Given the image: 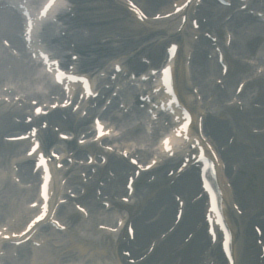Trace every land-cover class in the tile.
I'll list each match as a JSON object with an SVG mask.
<instances>
[{"label": "rangeland", "instance_id": "rangeland-1", "mask_svg": "<svg viewBox=\"0 0 264 264\" xmlns=\"http://www.w3.org/2000/svg\"><path fill=\"white\" fill-rule=\"evenodd\" d=\"M169 1L170 0H160L161 3L158 4V3H155L154 0H151V3L152 2L153 3L151 4L150 9H147L145 7H143V9L145 8L144 9L145 12H148V13L149 12L151 13V11L155 9L158 10L164 7L165 9H167L168 7L167 5L169 4ZM78 3H80L79 4L80 7L84 8V10L79 11V14L72 17L71 19H74L75 22L79 23L78 32L80 31L79 32L80 34H83V32L85 34L87 33L86 37L79 38V41H78L79 45L75 46V49L77 51L78 49H80L81 51L85 52V54H87L83 56L81 59V63L85 66L87 64L88 65H98L99 63L100 65H104L101 62L102 59L107 60L108 58H110L109 57L110 54H114L118 52H121V53H118V54H121V56H119L118 58L123 59L125 62H127L128 65H130L132 62L138 61L141 55L149 56L151 54L158 53L159 54L158 57H160L163 54V48H164L165 43H167V39L171 38V37L167 38V36H170L169 34L170 31L168 34L160 33L156 31V28H152L151 26H148V25H145L143 29L144 30L150 29L151 31L150 30H146V31L140 30L137 33H132L131 26H135L136 22L127 11H124L123 4L119 0H78ZM263 3H264V0H263ZM200 5L201 6L207 5L206 7L208 6L212 7L213 14L215 13L214 12L215 9L213 8L214 6L217 8H220V6L215 3L214 4L211 3L210 5L209 2L204 3V1ZM220 9H223V10H221V13L218 15L219 17L224 15L227 10L225 8H220ZM255 23L257 22L255 21ZM206 29H209L212 31V28H206ZM231 30H232V27H231ZM250 35H253V36H250ZM262 35L264 36V28L261 27L259 23L255 24L254 26L250 25L248 27H236L235 28L231 36L230 43L226 45L227 47H225V50L229 56V63L230 61H233V60L239 61L244 66L246 65V67L248 68L245 71H240L239 73H236V71L238 72L239 70H232L234 67V64L231 63L230 69H229L230 72L226 73V77L228 74L231 75V77L232 76L234 77L238 74V75H242L243 80H250L255 77L256 73H258L257 70L259 68L261 69L263 68L264 70V39H261ZM180 36L183 37V39H187L189 41L191 40V37H195V41L193 42L192 47H191V49L193 50L194 48H197L198 42L202 36V33L199 29L198 31H195V32H191V31L183 32L182 34H180ZM107 37L111 38L108 42L105 41L107 40L106 39ZM248 37H249V41H248V44L246 45L247 49L243 48L242 51H240V49L236 45H234V41L239 42L241 38H248ZM73 42L74 44L75 43L77 44V42L74 39H73ZM222 42L223 41H218L217 45L222 47ZM118 43H120V46H116V44ZM92 44L102 45V48L95 49V51L93 52L95 55L91 53L90 51H88L89 45H92ZM137 45H141L144 47L141 48L139 52L136 53L135 55H131L132 52L129 51V49H132L133 47ZM78 46L80 47L78 48ZM147 52L149 55L147 54ZM99 53H102L101 56L99 55L102 59L98 58L100 61L98 59H93L92 64L88 62L87 60L88 58L96 56ZM190 55L192 57L194 55V52L193 53L191 52ZM190 55L188 57L187 66L183 68V76H184L183 83L188 84L189 87L195 88V91L197 93L196 105L204 107L205 112L204 110L202 111L204 112V115L206 113H211V115L213 116L212 120H215L217 122L218 121L223 122V120H225L227 121L229 126H232V125L237 126L235 124L236 122H235V116H234L235 111H237L236 110L237 106L239 105L238 110H241L243 104L245 105V107H247L249 102H245V99L243 98L242 95H240V98L242 97L243 99L239 98L237 101H234L231 98L233 89L235 88V81H236L235 77L229 84H225V82L221 81L224 78L220 76L221 74L219 72V67L218 65L215 64V60L213 57H211V53L208 54V57L207 55H205V59L209 61L211 64H213V67H211L210 70L205 72L206 75L204 76L203 79H206L207 81L209 80L212 83V85L218 84L222 86V88L220 87V89H226V92H227L224 99L215 104L213 103L215 101L205 94L206 86L204 85V80L199 81L197 80V78H195V76L197 75V72L198 73L200 72L198 69H200L201 67H200L199 60L191 61ZM194 58H196V56ZM181 59H182V55L179 57L180 62H178L180 69H182ZM150 61L151 63L154 62L151 59ZM259 62H261L262 66L256 67L257 63ZM263 73L264 72L262 71L259 74H257V77L261 78L260 80H258L259 82L255 83L253 81L254 83L251 82L252 84L249 87L245 88V92H244L245 97L249 96L250 93L251 94L255 93L254 92L255 86L263 85L264 83ZM33 75L36 76L37 75L36 72L32 71V73L28 75L29 82H30V79H32ZM25 79H27V76L25 77ZM238 80L239 79H237V81ZM29 85L34 86L32 83H30ZM20 90L24 93L23 89H20ZM186 90L187 88L185 89V91ZM187 98L191 99L190 96H187ZM259 99H262L261 95H259ZM6 107H15V105L14 106L3 105L2 108H6ZM216 110L218 112L217 114H216ZM213 113H215L216 115ZM218 119H223V120H218ZM52 125H55V123H52ZM134 125L136 124H134L132 117L122 118L120 119L117 125L118 126L117 130H115L114 133L117 134L118 131H121L119 133L120 135L119 138H124L129 133L130 128L133 127ZM232 130H235V128H232ZM152 142H153L152 135L146 134L142 132L141 130L137 131L135 135L133 136V139L129 141V143L132 144L133 151H136L137 155H139L141 158L142 156L144 157V155H142L143 152L146 150L147 147H149L152 144ZM238 146H240V148L243 150H249L248 143L246 142L240 143ZM256 149L259 150L260 148H256ZM113 155L117 156V154L112 153V152H109L107 154L108 157L113 156ZM251 155L252 154H250V156ZM5 156L6 158L10 157L7 154ZM5 160L6 159H3L0 162H5ZM4 165H6V163H4ZM102 165H100L101 168L100 167L97 168L96 166H93L92 167L93 172L91 174L84 175V173H86L88 168H83V170H81L82 168H80V170L78 171H73V173H75L77 182L71 181V178H69L66 183V187H68L69 191L75 190L77 186L79 187V186H82L84 184H89V183L92 184L91 188L89 189L90 196L87 199L82 200L85 203L87 200L89 201L92 199V197H94L96 187H98L101 192L96 195V197L99 198L98 200L99 205H96V207H93L92 205H88V206L85 205L88 209V214L90 217L88 216L87 218H81L80 215H78L73 209V203L66 202L64 203V206H63L65 210L72 211L74 213L73 214L74 221L72 220L70 222L71 225H70L69 230L75 229L77 225H79L77 223H81L85 225L84 227L87 229V231H85L84 234H81V237L83 238V241L89 245L87 248H92L94 244L95 245H103V244L108 245L107 241L109 239H111L113 242H116V240L113 239V236L112 237L109 236L107 237V240H105L104 234L95 233L94 231L95 225L101 220L103 221L110 220L111 217L113 216L112 221H114L116 217L115 215H120L122 213H126V214L129 213V215H132L142 205H145L148 203L153 204L154 206L150 210V212L147 213V215L153 216L150 218L154 219L155 216L154 214H151V213L153 209L155 208V206H157L161 202V200H159L160 190L162 189V187L166 188L168 186V182H167L168 180L166 182L163 181L162 179L159 178L161 177L160 174L156 173L155 169H151L149 171H146L143 174L141 173V175L139 176V179L137 180V183L135 184L136 186L135 192L133 193V195L129 198L127 202H124L121 196L124 193L123 183L125 181V175L127 173L126 174L124 173L122 177H119V179L116 180V182L114 181L106 182L104 181V177H106V175L108 174L107 168H106L107 165L106 163L103 166ZM237 167H238V173L235 177V180H233L232 182L235 187L233 189V196H235L236 202L240 205L239 210L243 211V213L248 210H254V212L248 215H244L243 213H242L243 215H237L236 223L238 224L239 230L242 228L246 229L247 227L250 230V226L252 223H258L261 227L264 228V160L261 162L257 160L255 164L247 162L246 164H240ZM79 171H83V172H79ZM99 171H101V173L104 176L98 177L96 181L94 178L97 176L96 174ZM80 173L82 174V176L79 175ZM237 181L238 183H240L239 185L236 184ZM0 188H1L0 205L2 206L3 201L1 197V191L2 189L4 190V188H2V185ZM85 188L83 187V190ZM177 190L179 189L177 188ZM117 192L119 193L117 194ZM103 200H106L107 202H109L107 207L102 206L101 202ZM141 203L142 205L140 206ZM247 205L251 207L244 209V207ZM174 214L175 213L173 209L172 210L169 209L167 211L168 217L165 222L166 224L164 225L162 229L159 230L158 233H162L165 230L167 231L169 229L168 227L170 226V224L172 225V221L173 219H175ZM183 223H185V221ZM176 224L175 226H173V228H171L172 229L170 230L172 231L171 233H173L174 230L176 229ZM196 226L199 227L202 233H204L205 226L203 228V225L199 222L196 223ZM73 233L76 234L75 231H73ZM189 233L191 237L189 238L188 241L183 242V239ZM197 233H198V230L195 229L194 226H193V229L190 230L188 228V224H186V226L184 227V230L181 231L180 236L179 237L177 236L178 238H176L175 241L170 240L169 245H171L173 242H177L178 240L180 244V246L178 247V251L180 252L184 248H186V250L190 252L189 250H191L192 247H195V248L197 247L199 248L198 253H200L199 254L200 260L198 261V264L199 263L208 264L210 263L209 262L210 256L207 253V250L209 249L205 250L204 244L202 245L200 244V246L198 247V245L196 244V240H198L200 236H198ZM250 233H251V236L249 235V237L246 238V242L241 244L245 247V251H244L245 259L253 258L255 254L257 253V250L255 253V249L252 246L253 234L252 232ZM237 234H238L237 235V238H238L241 235V232L237 231ZM68 236H69V233L66 232L64 233L63 236L59 237L58 241L59 242H61L62 240L68 241L69 239ZM103 241H106L107 243ZM52 242L54 243L55 241H52ZM53 243H51L47 248L49 251H53V252H50V254L55 253L58 250V248H52ZM112 246H114V243L112 244ZM68 253H70V255L74 257L73 259L81 257L80 255L78 256V252L74 249H71V251H68ZM47 256L49 255L47 254ZM165 256H166L165 259L167 260V264H176V259H173V258L169 259L167 255ZM242 256L243 255L239 257V260H240L239 262L243 261L244 258ZM87 259H92L90 254L85 256V260ZM153 260H155V257L151 255L150 261H153ZM249 262L251 263V261Z\"/></svg>", "mask_w": 264, "mask_h": 264}, {"label": "bare ground", "instance_id": "bare-ground-1", "mask_svg": "<svg viewBox=\"0 0 264 264\" xmlns=\"http://www.w3.org/2000/svg\"><path fill=\"white\" fill-rule=\"evenodd\" d=\"M139 2L144 7L148 8V9H150L151 4L153 3V2L151 3V0H139ZM54 3H55V5L60 4L61 0H55ZM210 10H212V9H210V8L201 9V14L204 16V15H206V12L208 11V13H209ZM219 10H217V11H219V13L216 14V16L214 18H212V20H210L209 17H207V21L202 22L204 27L208 26L210 24V22H211L210 25L214 26V21L219 18L218 15L221 13L222 9H219ZM234 22L238 23L239 21L237 19H235ZM15 30H16V24L13 21H11V20H7V21L0 20V36H3V37L8 36L9 37L8 39L10 40L12 45L18 44V39L14 38V36H13V33ZM261 39H264L263 35H262ZM248 41H249V37L248 38H241V40H239V42L236 43V46L240 49V51H242L243 48L247 49L246 45L248 44ZM2 49L5 51V48H2ZM25 56L26 55L23 53L22 57H25ZM198 59H199V63H200L201 68L198 69L200 72L199 73L197 72V75L195 76V78H197V80H199V81H202L204 76L206 75L205 72L210 70V68L213 67V64H211L206 59L195 58V60H198ZM17 61L18 60L13 55L8 54V57H5L4 59H2L1 62L10 64L11 65L10 68H8V69L4 68V66H2V64L0 63V69H2L5 73H7L9 75H17L19 73L25 72L29 68L26 64L21 65ZM235 67H237V68H235ZM242 68L246 69L245 66L234 64V67L232 70L242 69ZM228 72H230V70H228ZM236 73H239V71L238 72L236 71ZM237 75L234 77L237 78ZM234 77L233 76L231 77V75L228 74L226 79H225L226 83L229 84L234 79ZM258 80H256L255 83L259 82ZM205 86L208 90H210V94L213 96V100L216 103L221 101L226 96V92L224 91V89L221 90L216 85L206 83ZM246 86H250V85L246 84ZM254 90H255L254 94L250 93L249 96H247L249 99L251 98V100L247 99V102H249V101L250 102L251 101L257 102L258 106H260V107L252 113L253 115L251 117H249L247 115V117L245 118L246 113H241L240 114V121H238L237 126H235V125L229 126V127L235 128V130L232 133L233 142H231L229 145H226L225 149H224V152L226 153V156L228 157V160H229L228 162H238L239 165L240 164H246L247 162L251 163V159H253L254 155H259V153L261 154V156H263V157H261V159H264V132L257 133L256 135H252L248 132L249 130L251 131L250 127L257 128V127H260L259 125L264 124V83L262 86H255ZM259 95H261L262 99H259ZM251 103H250V105H251ZM253 107L254 106L251 105V107H247L246 110H244V111H250L253 109ZM108 108L109 107L104 109L101 112V114L105 115L106 110ZM224 109H225V107H224ZM15 112L18 113L19 111H15ZM217 113L218 112L216 110V114ZM7 116L8 115L6 113L0 114V131H6L7 129L11 130V129L19 128V126H17L16 124H14L8 120H7V123L5 125H3L2 120L6 119ZM211 117L212 116H210V119H208V123L210 125L209 130L211 131V134L213 135L214 138L219 139L220 141L225 140L226 139L225 136L230 134L229 131H231V129L226 126L227 121L221 119V120H223V122L222 121L217 122L215 120H212ZM258 130H260V129H258ZM233 136H234V138H233ZM244 142L248 143L249 152H245V150L241 149L240 146H238L240 143H244ZM233 146H234L233 149L228 150ZM253 148L254 149L260 148V149L254 150ZM81 151H82V149L80 148L76 152L80 153ZM11 152L18 154V153H22L23 150L20 147L18 152H16L15 149H13V151H11ZM250 154H252V155L250 156ZM248 156L250 159H247ZM23 157L24 156H20L19 157L20 159H17V162L19 164H22L25 166V171L23 170L22 176H24L25 172H26L29 174V177H31L33 175H31L30 170L28 172V167H29L28 161L29 160L27 158H23ZM20 167L23 169V166H20ZM108 167L111 171H116V173L119 175L121 173V171L124 169L125 165L120 164L118 161L112 160L109 162ZM192 176L193 175L186 177V182L190 184L189 187H187V185H185L183 183L182 184L178 183V186H174L175 188H178L180 190V192H179L180 194L181 193L187 194V199H188L187 206L188 207L186 210V217H183L185 223H183L184 221L183 222L181 221L180 224L177 226V228L174 230V232L171 235L167 236L163 241L155 244V249L160 248L162 250H165L167 248V254L171 251V247H172L169 245L170 240L175 241V239L180 236L181 231L184 230V227L186 226V224H188V228L190 230H192L193 229V222H195V221L199 222L198 217H199V209H200V206H199L200 200H198L196 202H192V203L189 202L190 195L195 191V188H196L195 187L196 181L195 182L190 181L193 178ZM233 180H235V178ZM236 184L239 185L240 183H238V181H237ZM13 189H14V191H16V194L18 193V196H17V198H18L20 195L19 191L16 190L15 188H13ZM30 189L26 190V192H24L23 196L20 195L21 200H26L30 196L33 195V192ZM29 190L32 194L30 192H28ZM10 196H13V194L6 193L4 195V205L6 207L0 208V216H2V217H5L6 215H11L15 211L14 210L15 205L13 203V198H10ZM161 199L162 200H161L160 204L162 205L163 202H166L165 203L166 205H165L164 209L161 211L158 210L160 204L155 206V208L153 209V211L151 213V214H157L156 219L153 220L154 222L148 223L149 221L146 220L150 216V215H147V213L150 212V210L154 206L153 204H149V203L142 205L140 212L139 213L136 212L133 215V217L131 218L133 224L135 225V230H134L133 241L129 242V246H131L132 251L136 254H138L140 252V250L134 248V245L135 244H143V243L145 244L149 237H153L157 233V231L165 225L166 219L168 217L167 211L173 207V202L168 196H163ZM163 199L166 201H163ZM18 204L20 205L21 201ZM170 206H171V208H170ZM50 212L52 213L53 210L49 209L47 211V215ZM63 212L65 213V209H63ZM24 215H25V213H24ZM24 215H22L21 217L18 215L17 218L15 217L14 222H12V224H10V226H8V227H11L13 229L12 231H14V228L17 229V227H19L17 225H20L24 221L23 220ZM184 216H185V214H184ZM25 217H27V214L25 215ZM24 223H25V221H24ZM154 228H155V230H154ZM150 231H151V233H150ZM197 235L200 236L201 238L203 237L204 239H206L205 234L203 235L201 230H198ZM71 240L73 241V239H71ZM198 241H199V238H198V240H196V243H198ZM1 244H3V243H1ZM1 244H0V246H1L0 251L2 249H4V246ZM66 246L67 245L62 244L58 247H62V249H63ZM7 247L10 250L5 251L6 253L10 252V251H18V247L15 249L13 246H7ZM193 248L194 247H192L191 250H189L190 253L186 250V248H184L180 252L182 257L180 259L179 264H192V262L197 259V256L191 252L193 250ZM242 250L243 249L241 248V250L239 251V249L236 248V246H235L234 254H235L236 258H238L239 257L238 255L243 252ZM215 251H216V249H214V252ZM218 253H219V250H218ZM7 254L9 255V253H7ZM219 255H220V253H219ZM47 261H49V260H47ZM263 263H264V260H263Z\"/></svg>", "mask_w": 264, "mask_h": 264}, {"label": "snow or ice", "instance_id": "snow-or-ice-1", "mask_svg": "<svg viewBox=\"0 0 264 264\" xmlns=\"http://www.w3.org/2000/svg\"><path fill=\"white\" fill-rule=\"evenodd\" d=\"M51 2H52V0H49V3L47 4V5H45V9H44V13H46L47 12V9L49 8V7H51ZM30 27H31V23L29 22V29H30ZM167 71V70H166ZM59 78V77H58ZM37 111H39V109H37ZM182 127H185L186 128V125H184V126H182ZM177 134L179 135V132H177ZM165 144H167V141H165ZM43 217L42 216H38L36 219L37 220H40V219H42ZM34 223H35V221H34Z\"/></svg>", "mask_w": 264, "mask_h": 264}]
</instances>
